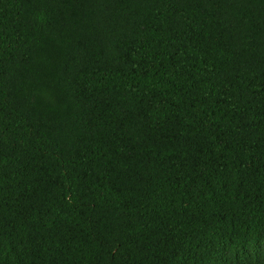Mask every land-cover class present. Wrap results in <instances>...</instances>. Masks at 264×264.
<instances>
[{
  "label": "trees",
  "instance_id": "1",
  "mask_svg": "<svg viewBox=\"0 0 264 264\" xmlns=\"http://www.w3.org/2000/svg\"><path fill=\"white\" fill-rule=\"evenodd\" d=\"M0 264H264V0H0Z\"/></svg>",
  "mask_w": 264,
  "mask_h": 264
}]
</instances>
